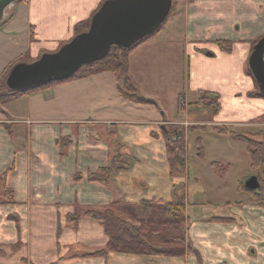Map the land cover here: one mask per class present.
<instances>
[{
    "label": "crops",
    "instance_id": "0c3cea01",
    "mask_svg": "<svg viewBox=\"0 0 264 264\" xmlns=\"http://www.w3.org/2000/svg\"><path fill=\"white\" fill-rule=\"evenodd\" d=\"M101 1L14 2L0 28V79L25 54L34 60L57 51L74 36L75 24L89 19ZM173 3L177 30L171 20L168 38L144 42L129 54V74L140 95L155 104L125 100L114 73L104 71L22 95L1 107L0 264H264V165L252 170L246 144L232 140L221 146L222 137L229 136L211 128L224 125L264 140V97L249 95L257 85L246 72L253 42L264 36V0ZM19 30L24 44L17 42ZM220 40L232 43L230 52L218 46ZM97 87L104 89L101 98L107 103L121 99L120 107L90 109L85 96H100ZM199 91L219 95V112L204 121L205 137L217 143L215 153L211 158L195 153L192 169L188 160L186 174L171 179L160 128L165 119H186L167 118L159 101L167 93L178 101L193 94L192 101H185L193 105ZM103 108L108 113L100 112ZM61 138L69 140L64 154L57 143ZM118 146L129 170L115 174L109 186L88 181L87 173L106 166ZM240 158L242 181L229 182L228 173ZM214 163L224 167L217 171ZM190 171L207 195L198 204L205 210L193 220L183 181ZM248 172L258 177V192L240 188ZM175 193L186 195L188 202L186 232L193 250L184 257L119 252L91 256L108 240L103 226L88 217L68 221L75 211L101 210L114 201L169 202Z\"/></svg>",
    "mask_w": 264,
    "mask_h": 264
},
{
    "label": "trees",
    "instance_id": "16d2710c",
    "mask_svg": "<svg viewBox=\"0 0 264 264\" xmlns=\"http://www.w3.org/2000/svg\"><path fill=\"white\" fill-rule=\"evenodd\" d=\"M103 1H101L100 5ZM172 10L173 8H171L168 17ZM91 17L75 24L73 28L74 35L87 30ZM168 17L158 29L143 37L132 46L128 48L113 46L104 58L81 66L76 72L65 79L51 81L44 85L29 87L24 90L11 91L5 86L4 80L12 65L17 62L32 61L28 54L23 55L7 68L0 79V110L6 103L22 95L104 71L114 73L117 79L118 92L125 100L138 104H155L152 99L140 95L138 84L129 74V54L149 37L157 33L166 23ZM256 42L257 40L253 42V45ZM217 44L223 51L230 52L232 49L230 41L220 40ZM246 72L251 75L248 67L246 68ZM202 93L204 91H199V99ZM206 93L214 99L213 102L208 104L211 107V115L214 116L220 109L219 95L211 92ZM249 95L264 97L258 91V88ZM211 128L218 134L229 135L232 139L243 141L246 144L252 170H257L264 165V140L252 138L242 132L229 131L225 126L216 125ZM199 129L206 131L207 127L202 126ZM160 131L166 142L165 155L169 165V174L172 176L174 173H185L188 165V144L186 135L183 133V127L178 125H162ZM157 135L156 132H152V136L156 137ZM57 143L60 145L61 154H64L69 140L61 138L57 140ZM195 147L196 156L202 158L204 150L200 137L197 138ZM213 167L215 170L220 171L224 166L214 163ZM127 170H129V164L123 158L121 146H118L109 163L106 166L97 168L95 171L88 172L87 180L109 186L115 174ZM242 187V183H240V188ZM256 199L258 201L261 200L260 196H256ZM187 204L186 195H178L176 193L173 200L169 202L161 200H141L138 202L114 201L101 210L75 211L68 217V221L76 223L80 217H88L98 221L103 226L108 240L102 249L91 253V256H106L109 252H119L147 256L184 257L187 252L193 250L186 232L188 223L186 214ZM212 219L226 220V218Z\"/></svg>",
    "mask_w": 264,
    "mask_h": 264
},
{
    "label": "water",
    "instance_id": "95a60500",
    "mask_svg": "<svg viewBox=\"0 0 264 264\" xmlns=\"http://www.w3.org/2000/svg\"><path fill=\"white\" fill-rule=\"evenodd\" d=\"M16 1L0 0V24L7 8ZM172 3V0H104L92 15L87 30L74 35L55 52H43L30 62L12 65L5 86L17 91L62 80L81 66L104 58L113 46L128 48L161 26ZM247 64L258 91L264 95V36L253 45ZM242 184L248 191L260 190L256 175L248 176Z\"/></svg>",
    "mask_w": 264,
    "mask_h": 264
},
{
    "label": "rangeland",
    "instance_id": "374dc122",
    "mask_svg": "<svg viewBox=\"0 0 264 264\" xmlns=\"http://www.w3.org/2000/svg\"><path fill=\"white\" fill-rule=\"evenodd\" d=\"M173 2V0H172ZM12 6V5H11ZM7 8V10L5 11V19L8 18V15L10 13V10L12 7ZM173 13L170 14V16L168 17V20L166 21V23L162 26V28L155 33L154 35H152L151 37H149L146 41L144 42H149L152 40H156V41H163L164 39L168 38L169 33H168V24L169 21L172 20V24H173V30H177V27H179V23L178 21H176L175 17H173ZM6 21V20H5ZM5 21H3L2 23H4ZM0 24V28H3L4 24ZM20 29V28H18ZM20 34L16 33V38H17V42L19 44H24V40L21 43V41L18 39H22L21 36H24L23 31L19 30ZM143 42V43H144ZM183 63L185 64V60H183ZM247 64H246V68H247ZM72 81V80H70ZM68 82V81H66ZM4 84H5V80H4ZM96 86V85H95ZM86 87V86H84ZM83 87V88H84ZM90 87V86H89ZM257 89V86H256ZM97 92L100 93V96H96L97 98H93V97H89L87 99L86 97V102L88 105H90V109L91 107L93 109H97L99 110V108H102L104 106H114L119 108L120 105L117 102H122L120 101L121 99H115L114 98H110L113 102L111 103H107L106 100L107 99H103L101 98L103 95V90L99 91L98 87L96 88ZM86 93V92H85ZM115 96V95H114ZM161 97V96H160ZM188 99V101H192L193 98V94H189L186 98V100ZM118 100V101H117ZM185 99L183 98H179V101L176 97H172L171 93H167L165 96H162L160 98L159 104L164 108V110L166 111V117L170 118V119H174V120H182V119H186V121L182 122V123H173V122H167L168 120L165 119V122L162 123L163 125H178L183 127V133L186 135V141L188 144V160H189V167L190 170L191 168V163H192V159L193 156L196 153V147H195V143L198 137H201V144L204 150V157L205 155H207L208 157H213L214 155V149L216 144L214 143V137H209L204 135V133L208 130H206L205 132L200 130L199 127L202 126H208L207 124H204V121H207L208 119L211 118V107L208 105L209 103L213 102L214 99H212V97L204 92L202 94H200V99H199V94H198V98H197V102L193 105L188 104V106H186L185 104ZM94 104L96 106H94ZM94 106V107H93ZM85 108V107H84ZM86 108H88L86 106ZM85 108V109H86ZM87 110V109H86ZM109 108H103L100 110V112L102 113H108ZM219 126H224V125H219ZM229 131H231L227 126H225ZM195 128V129H193ZM232 132H236L237 131H232ZM179 134V132H177ZM178 136V135H177ZM176 136V137H177ZM229 136V135H228ZM256 139V138H255ZM234 139H232L230 136L229 137H222V141L223 143H220L221 146L225 145L224 143H229L230 141H232ZM236 141V140H234ZM243 153V149H238L237 150V155L239 156V154ZM240 163L239 166L237 168H235L234 170H231L229 174V182H232L233 180L237 181H242L243 177V169H244V164L243 161L240 158ZM251 173V172H250ZM248 172V175H252ZM186 173H179L178 175L173 174L172 176L170 175L171 179H176L177 177H183ZM175 175V176H174ZM246 175L244 177H246ZM187 176V175H186ZM185 182V187H184V192L187 193V198L189 201V209H190V217L191 219H197L199 217H201V212L203 210H205L206 206H200L198 205L200 201H202L203 203L205 202V199H207V195H205V193L203 192L202 188L203 185L200 181H195L193 179V175L191 174V171L188 173V179L187 180H183ZM183 191V190H182Z\"/></svg>",
    "mask_w": 264,
    "mask_h": 264
}]
</instances>
